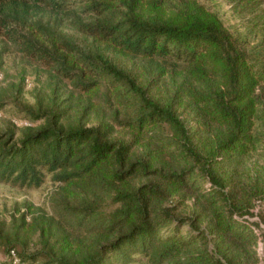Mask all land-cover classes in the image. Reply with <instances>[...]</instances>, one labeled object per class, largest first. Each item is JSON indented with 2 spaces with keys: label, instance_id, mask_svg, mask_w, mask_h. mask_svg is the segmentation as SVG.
Returning a JSON list of instances; mask_svg holds the SVG:
<instances>
[{
  "label": "trees",
  "instance_id": "1",
  "mask_svg": "<svg viewBox=\"0 0 264 264\" xmlns=\"http://www.w3.org/2000/svg\"><path fill=\"white\" fill-rule=\"evenodd\" d=\"M230 1L246 15L243 30L225 23L216 0H0V36L53 67L75 91H103L125 104L130 112L113 122L132 135L114 139L113 122L86 125L85 112L72 119L71 107L56 98L25 110L31 123L19 135L16 126L0 133V182L32 188L50 174L63 184L53 205L65 221L39 215L26 222L28 213H23L5 232L0 225L6 255L0 264H15V258L16 264H110L113 257L128 261L132 252L157 264H235L231 241L253 242L256 236L235 217L247 207L224 191L212 166L250 152L264 161V0ZM17 6L24 12L79 9L88 20L78 18L74 27L92 39L94 49L53 38L48 47L22 35L10 24ZM101 45L155 62L161 73H178L181 81L172 99L161 104L151 98L148 87L105 56ZM185 103L206 133L196 142L176 113L175 105ZM139 144L144 157L134 151ZM169 147L185 167L168 165ZM198 168L212 182L211 196H223L218 206L213 198V224L207 230L213 249L201 241L205 234L197 216L187 218L189 228L183 230L185 218L157 205L181 191ZM144 175L159 177L165 186L132 184ZM262 189L257 185L252 197H262ZM33 228L40 231L46 256L25 251L24 238Z\"/></svg>",
  "mask_w": 264,
  "mask_h": 264
},
{
  "label": "rangeland",
  "instance_id": "2",
  "mask_svg": "<svg viewBox=\"0 0 264 264\" xmlns=\"http://www.w3.org/2000/svg\"><path fill=\"white\" fill-rule=\"evenodd\" d=\"M219 15L231 27L237 25L243 30L246 15L241 12L240 7L235 8L230 0H216ZM12 5H10V10ZM18 12H14L11 26L30 38L31 40L50 46L53 40L57 42H71L73 45L88 51L94 49L92 39L78 32L74 22L80 18L87 21L88 18L80 14L79 9L71 8L64 12H54L49 8L33 9L26 12L21 6H17ZM96 45V44H95ZM112 62L119 67L129 71L137 82L148 87L149 96L163 104L172 99L176 86L181 81V76L172 71L160 72L155 62L141 58H130L116 53L114 50L99 47ZM56 98L58 102L65 100L64 104L69 105V116L78 119L85 112L84 123L95 125L101 122H113L114 118L123 119L127 112L125 104H120L113 96L106 97L103 91L96 94L79 93L74 90L71 83L61 77L53 67L28 56L21 51L20 47L10 41L6 36H0V133L16 126V134H20L21 127L30 125L25 110L36 109L42 101L47 105L49 100ZM176 113L190 130L194 142L197 136H205L206 133L198 124L194 111L185 103L181 106L175 105ZM37 121L35 124H38ZM115 131L111 135L114 139L130 140L131 132L113 122ZM153 148H156L152 144ZM139 157H144L146 150L142 144L134 148ZM174 154V148L169 147L165 151L168 165L185 167L180 154ZM174 157V158H173ZM192 164V163H191ZM187 166H191L188 164ZM264 166L262 156L257 152H250L243 156L235 155L230 161L221 166H212L214 174L223 180L224 191L235 199L241 206L247 207L241 216L235 217L245 220L256 236L255 241L247 239H233L230 246L234 247L235 264H264V174L261 167ZM197 173L190 174L186 186L176 194L162 199L159 204L171 209L176 218H185L183 230L189 228L187 218L197 216V226L204 230L205 237L202 242L210 249L214 247V240L211 239L207 230L213 224L212 205L213 198H217L216 206L223 202V196L219 193L212 194V182L204 175L200 168ZM132 184L156 183L164 187L165 183L154 175L138 176L131 180ZM63 184L54 181L50 174L44 177L38 187L26 188L13 185L10 182H0V225L4 232L13 225L15 219L21 214H26V222H30L35 216L44 215L47 217L56 216L60 221L65 222L56 214L54 198H56L60 187ZM263 187L262 197L257 193L252 197L256 187ZM251 196V198H250ZM108 209L111 206H107ZM60 222L62 225L63 223ZM184 232V231H183ZM25 240V251L27 254L47 255V249L43 245L40 231L37 228L29 230ZM51 238L50 242H53ZM241 245H238V244ZM129 260L118 261L114 257L110 264H157L155 260L145 257L139 252H132ZM6 257L2 242L0 241V261ZM40 259L38 263H42ZM166 264V263H163Z\"/></svg>",
  "mask_w": 264,
  "mask_h": 264
},
{
  "label": "built area",
  "instance_id": "3",
  "mask_svg": "<svg viewBox=\"0 0 264 264\" xmlns=\"http://www.w3.org/2000/svg\"><path fill=\"white\" fill-rule=\"evenodd\" d=\"M11 253L13 254V251ZM18 262H19V260L17 258H15L14 261H13V263H15V264L18 263Z\"/></svg>",
  "mask_w": 264,
  "mask_h": 264
}]
</instances>
